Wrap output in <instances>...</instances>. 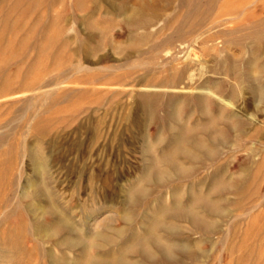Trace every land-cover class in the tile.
I'll return each instance as SVG.
<instances>
[{"label": "rangeland", "instance_id": "rangeland-1", "mask_svg": "<svg viewBox=\"0 0 264 264\" xmlns=\"http://www.w3.org/2000/svg\"><path fill=\"white\" fill-rule=\"evenodd\" d=\"M5 1L0 0V264H95L90 259L96 256L113 264H121V259L131 264H264V92L260 87H264V70H248L249 62H257L256 67L264 64V42L258 47L249 40L244 45L232 42L230 34H246L251 18L244 20L240 13L225 15L242 1L241 10L256 0L218 2L211 17L216 26L211 28L209 23L196 31L210 28L204 34L205 43L194 38L196 33L184 44L177 42L174 48L179 59L164 68L165 46L154 53L149 50L154 38L173 32V16L183 11L176 0L168 7L161 1L159 18L164 22L136 30L138 34L154 32L139 46L128 36L124 17L107 13L109 6L104 1L98 12L91 0ZM113 1L121 8L129 0ZM134 2L129 1L131 6ZM256 2V14H262L261 0ZM221 7L227 8L224 14L217 10ZM91 10L96 11L93 19L100 28L82 21ZM232 18L237 19L230 22ZM83 40H89L92 50L76 54ZM140 47L149 55L132 60L163 70L158 69L151 79L166 78L173 66L192 62L190 78L174 89L146 86L143 71L127 60L130 54L138 55ZM253 53L260 59L255 60ZM80 61L93 70L77 71L73 64ZM203 85L206 88L200 89ZM214 87H218L217 94L211 95L208 91L212 88L214 92ZM150 92L160 94L153 112L141 99ZM175 95L181 99L207 95L210 99L202 109L186 108L180 100L174 111L171 98ZM220 114L223 125L217 123L216 129L228 134L224 143L210 144L199 127ZM226 122L233 127L229 129ZM186 130L218 152L217 156L203 158L193 143L180 140ZM178 147L193 156L183 155ZM34 156L41 161L36 159L37 163ZM169 160L189 175H172ZM154 167L168 172L170 178L157 182ZM137 189L146 197H137ZM208 202H215L218 211L207 210ZM183 208L213 229L204 230L191 218H182ZM63 220L68 230L60 228ZM154 222L173 225L175 230L157 228ZM147 231L172 246L171 256L177 263L159 256L155 246L151 249L158 255L148 263L140 251L132 250L135 239L146 238ZM98 232L105 236L95 235ZM82 238L87 242L80 247L82 240L78 239Z\"/></svg>", "mask_w": 264, "mask_h": 264}, {"label": "bare ground", "instance_id": "bare-ground-1", "mask_svg": "<svg viewBox=\"0 0 264 264\" xmlns=\"http://www.w3.org/2000/svg\"><path fill=\"white\" fill-rule=\"evenodd\" d=\"M7 1V0H6ZM5 1V2H6ZM76 1V0H75ZM92 1V5L95 7V8H97L99 5H100V3H101V1H104V2H106L107 4H108V8H107V11L106 10H104V11H106L107 13H109V14H113V12L114 13H120L123 17H124V19H123V21H122V23L124 24V25H126L128 28H130L129 30H130V32H129V37H131V36H133L136 40H137V45L139 46V45H142L143 43V41L145 40V39H147V38H152L151 37V35H153V33L154 32H151V34L147 31L146 33H143V34H138V32H136V30L137 29H148V28H150V27H153V26H155L156 24L158 25V23H159V21H163V19H160L159 17V12H160V10H161V7H160V4H161V1H163V0H135V2H134V4L131 6V4L129 3V1L128 2H126L125 3V5L124 6H122L121 8L120 7H117L116 6V3L113 1V0H91ZM125 1V0H124ZM172 1L173 0H165L164 2H166L167 4H166V6L168 7V6H170V4L172 3ZM220 1L221 0H176V2H178V4H179V8H180V10H183L182 11V13L180 14V13H175L174 14V20L172 21L173 23H174V29H173V32L171 33V29H170V25H172V23L167 27L169 30H170V33L171 34H169V36H167V37H165V38H162V39H159V37H162V36H158V37H156V38H154L155 39V42L154 43H152V45H151V47H150V50L149 51H151L152 53H154V52H156V50L158 51V49H160L161 47H164L165 48V52H166V56H165V59H163L166 63L165 64H163L162 62V67L164 68L165 66H166V64H171V63H174V62H176L178 59H179V52L177 51H175V48H174V46L176 45V43L177 42H180L181 44H184V43H186V39L187 38H189L190 36H192V35H195L194 33H196V31L197 30H202V28H204V27H206L209 23H211L212 21H211V17H212V14H213V12L215 11V8H216V5H217V3L219 2L220 3ZM257 1V0H256ZM256 1H254V2H252L249 6H247V7H245L243 10H241V8L240 7H242L243 5H244V2L242 1L241 3H240V1H239V3L241 4V6L240 5H238L237 7H235V10H233L232 12H229L228 11V13L227 14H225V15H236V14H241V15H243L244 16V20L246 19V18H248V17H250L251 19H250V22H249V30L247 31V33L246 34H244L243 36H241V37H238V36H236L235 35V32H233V33H231L230 34V39L232 40V42L233 41H237L238 43H240V44H242V45H244V42L245 41H247V40H249L250 41V43H253V44H255L257 47L259 46V45H261V46H263L262 45V43L264 42V16H263V12H264V0H261V2H260V4H261V6H262V8H261V13L262 14H256V9H255V7L257 6V4H258V2H256ZM260 1V0H259ZM14 2V1H13ZM22 2V1H21ZM80 2V1H79ZM103 2V3H104ZM246 2V1H245ZM24 3V2H23ZM83 3V2H82ZM82 3H80V4H82ZM248 3V2H247ZM28 4V3H27ZM102 4V3H101ZM165 4V3H164ZM163 4V5H164ZM75 5H76V2H75ZM3 6V5H2ZM11 6V5H10ZM21 6V5H20ZM23 6V5H22ZM121 6V5H120ZM165 6V7H166ZM217 6H219V5H217ZM8 8V7H7ZM77 8V7H76ZM79 8V7H78ZM254 8V9H253ZM2 9H4V8H2ZM81 9V8H80ZM102 9V8H101ZM106 9V8H105ZM225 9H227V8H220V9H217L218 10V12H220V13H222V11H224L225 12ZM1 10V9H0ZM9 10V9H8ZM7 10V11H8ZM13 10H15V9H13ZM19 10V9H18ZM82 10V9H81ZM6 12V11H5ZM16 12V11H15ZM88 12V11H87ZM95 10H91L90 12H88V14L83 18V22H85V24L87 23L89 26H91V27H93V28H100V25H99V23H97V21L95 22L94 21V14H95ZM97 12H98V8H97ZM130 12V14L129 15H127V13H129ZM217 12V13H218ZM224 12L222 13V14H224ZM226 12H227V10H226ZM1 13V12H0ZM13 13V12H12ZM100 13V12H99ZM98 13V14H99ZM10 14V13H9ZM13 14H15V13H13ZM97 14V13H96ZM2 15V14H1ZM108 15V14H107ZM9 16V15H8ZM219 16V15H218ZM217 16V17H218ZM237 16V15H236ZM243 16H241V17H243ZM3 18V17H2ZM94 18V19H93ZM230 18V17H229ZM234 19H237V18H232L231 19V21L230 22H233V20ZM3 20H4V18H3ZM8 20V19H7ZM77 19L75 18V23L76 22H78V21H76ZM99 20V19H98ZM106 20V19H105ZM114 20V19H113ZM239 20V19H238ZM63 21V20H62ZM66 21V20H65ZM101 21V20H100ZM99 21V22H100ZM110 21V20H109ZM227 20L224 18L223 20H222V22H226ZM22 22V21H21ZM64 22V21H63ZM164 22V21H163ZM216 22H219V21H216ZM5 24L7 23L6 21L4 22ZM9 23V22H8ZM114 23V21H111L110 22V24H113ZM57 24V23H56ZM103 24V23H102ZM163 24V23H162ZM166 24V23H165ZM228 24V23H227ZM121 25V24H120ZM214 25L216 26V23L214 22V23H211V25H210V27L211 28H213L214 27ZM220 25V24H219ZM221 25H223V23H221ZM239 25V22H235L234 21V26L235 27H239L238 26ZM7 26V28L9 27V25H6ZM243 26V25H242ZM165 27V26H164ZM172 27V26H171ZM88 28V27H87ZM207 28V27H206ZM164 29V28H163ZM210 29V28H209ZM209 29H205V31H200L197 35H195V37L194 36H192V37H194V38H196V36H197V39H199V40H201L202 41V43H205V39H204V34H207V32L209 31ZM246 29V28H245ZM128 30V31H129ZM162 30V29H161ZM166 30V29H165ZM3 31L5 32V29H3ZM107 31H109L108 29H107ZM139 31V30H138ZM151 31V30H150ZM168 31V30H167ZM224 31V30H223ZM3 32V33H4ZM44 32V31H43ZM105 31H103L102 33H104ZM140 32V31H139ZM161 32V31H160ZM220 32V31H219ZM225 32V31H224ZM3 33H2V35H3ZM0 34H1V32H0ZM5 34V33H4ZM155 35H157L156 34V32H155ZM158 35H161V33L159 34V32H158ZM99 36V35H98ZM225 36H226V33H225ZM1 37V36H0ZM3 37V36H2ZM46 37H47V35H46ZM155 37V36H154ZM100 38H101V36H100ZM220 37H217L216 38V42L218 41V39H219ZM1 39V38H0ZM190 39H191V37H190ZM48 40H49V38H48ZM150 40V39H149ZM220 40V39H219ZM88 41L89 40H83V41H81V42H79L78 43V46H77V48L75 49V53L76 54H79V53H85V52H87L88 51V53H89V50H90V48H89V44H88ZM129 41V40H128ZM127 41V42H128ZM146 41V40H145ZM224 41V40H223ZM222 41V42H223ZM230 41V40H229ZM231 42V43H232ZM218 43H219V41H218ZM224 43V42H223ZM227 43V42H226ZM145 44V43H144ZM77 45V44H76ZM132 45V44H131ZM136 45V46H137ZM254 45V46H255ZM134 46H135V44H134ZM145 46V45H144ZM219 46H220V43H219ZM251 46V45H250ZM253 46V45H252ZM143 47V46H142ZM136 48V47H135ZM262 48V47H261ZM252 49V48H251ZM250 49V50H251ZM45 50V49H44ZM92 50V49H91ZM91 50H90V52H91ZM256 50V52L257 51H259L260 49H255ZM147 51V50H146ZM154 51V52H153ZM244 51V50H243ZM246 51V50H245ZM245 51H244V53H245ZM159 52L161 53V51L159 50ZM224 52V51H223ZM251 52H254L253 51V49H252V51ZM138 55H135V54H130V55H128V58H127V60H132L134 57H147L149 54V52H145V51H143L142 49H141V47H140V50H138ZM159 53V54H160ZM244 53H242L243 55H244ZM255 53V52H254ZM254 53L252 54L253 56H254ZM264 54V53H263ZM158 55V54H157ZM243 55H241V56H243ZM156 56V55H155ZM162 56V55H161ZM229 56V55H228ZM262 56H264V55H262ZM150 57V56H149ZM255 57V56H254ZM260 57V56H259ZM151 58H154L153 56L152 57H150V59ZM158 58V57H157ZM187 58V57H186ZM257 58V59H256ZM144 59V58H143ZM155 59H156V57H155ZM223 59V58H222ZM240 59V58H239ZM238 59V60H239ZM260 58H258V56H256L255 57V60H259ZM153 60V59H152ZM190 60V59H189ZM237 60V59H236ZM101 61V60H100ZM144 61V60H143ZM217 61V60H216ZM223 61V60H222ZM249 61V60H248ZM132 62H133V64H132V67H136V68H138V69H141L142 71H143V77L145 76L146 78H148L147 80H148V83L147 84H145L146 86H150V87H154V88H172V89H174V88H176L177 86H179L180 84H182L183 82H184V80H185V78L186 77H188V78H190V76H191V72H192V70H193V64H192V62H190V63H188V62H185V64L183 65V66H181V68H178L177 66H173L171 69H170V71H169V76L168 77H166V78H161V77H158V79H156V80H153V79H151L150 78V76H152V75H154L155 76V74H157V73H159V70L161 69V67H160V69L159 68H156V67H151L150 65H148V64H144V63H139V60L138 59H135V60H132ZM145 62V61H144ZM152 62V61H151ZM179 62H181V61H179ZM178 62V63H179ZM224 62V61H223ZM146 63V62H145ZM177 63V62H176ZM226 63V62H225ZM252 64V62H249V65H248V70H251V69H255L256 70V72L257 71H259V70H264V64L263 65H261V66H258V67H256L255 65L253 66V64L254 63H257V62H255L254 61V63ZM152 64H154V63H152ZM157 64V63H156ZM181 64V63H180ZM227 64V63H226ZM74 66V68L78 71H88V70H93V68H91V67H89L88 65H85V63H83V62H79V63H77L76 65L75 64H73ZM172 65V64H171ZM170 65V66H171ZM174 65H175V63H174ZM230 65V64H229ZM232 65V64H231ZM156 66V65H155ZM224 67L226 66V65H223ZM72 67V66H71ZM203 68V67H202ZM230 68H232V66L230 67ZM71 69V68H70ZM105 69H107V68H105ZM109 69V68H108ZM107 69V70H108ZM159 69V70H158ZM235 69H236V66H235ZM98 70H103V68H99ZM225 70H226V68H225ZM237 70H238V68H237ZM161 71H163L162 69H161ZM232 71H234V69H232L230 72L232 73ZM167 72V71H166ZM226 72V71H225ZM237 72V71H236ZM250 72V71H249ZM264 72V71H263ZM214 73H216V72H214ZM228 73V72H227ZM233 73H235V72H233ZM253 73H255L254 71H253ZM236 74V73H235ZM251 74V73H250ZM168 75V74H167ZM233 76H234V74H232ZM153 76V77H154ZM251 76H253V75H251ZM144 77V78H145ZM143 78V79H144ZM250 78V77H249ZM254 78V77H253ZM252 79V78H251ZM255 79H258V78H255ZM141 81V80H140ZM256 81V82H255ZM205 82V81H204ZM208 82V81H207ZM254 82L255 83H257V80H254ZM253 82V83H254ZM258 82H259V80H258ZM252 83V84H253ZM203 84H206V82L205 83H203ZM222 84L223 83H221V86H222ZM251 84V85H252ZM259 84V83H258ZM251 85H250V87H251ZM207 86V85H206ZM249 86V85H248ZM255 86H258V85H255ZM260 86V85H259ZM42 87V86H41ZM190 86H188V88H189ZM202 87V88H201ZM200 87V89H205L206 87H205V85H203V86H201ZM223 87V86H222ZM233 87V86H232ZM261 88H263V92H264V87H262V86H260ZM197 88V87H196ZM208 89V88H207ZM214 89H215V87H214ZM218 89V87H216V89L214 90V92H213V90H212V88H211V90H209L208 92L211 94V95H216L217 93H215V91ZM254 89V88H253ZM257 89V88H256ZM161 90V89H160ZM164 90V89H163ZM199 90V89H198ZM222 90V89H221ZM230 90V89H229ZM233 90H234V93L235 94H237L236 92H235V88H233ZM233 90H232V92H230L231 94L233 93ZM252 90V89H251ZM260 90V89H259ZM262 90V89H261ZM260 90V92H262ZM159 91V90H158ZM200 91H202V90H200ZM204 91V90H203ZM256 91V90H255ZM219 92V91H218ZM259 92V91H258ZM258 92H256L257 94H259V96H260V93H258ZM50 92H48V94H49ZM253 93H255V92H253ZM256 94V95H257ZM209 95V94H208ZM261 95H263L262 93H261ZM173 96V95H172ZM178 96V95H177ZM160 97V94H158V93H144V94H142L141 95V99H142V103H143V105L145 106V107H149V108H151V112H153L152 111V109H153V107H154V104H155V102H156V100L158 99ZM235 97V96H234ZM258 97V96H257ZM172 100H173V108H174V106H175V110L174 111H176V108L178 107L177 105L179 104V102H180V100H183L184 102H185V105H186V108L187 107H191L192 105H195V106H197V107H199V108H203L204 107V104L206 103V101H208L209 99H210V97L209 96H207V95H196V96H186V97H183V99H181V98H179V96L178 97H176V95L173 97V98H171ZM221 99V98H220ZM225 101V100H224ZM262 101V100H261ZM263 101H264V96H263ZM263 103V102H262ZM158 104V103H157ZM230 104V103H229ZM228 104V105H229ZM142 105V104H141ZM180 106V105H179ZM210 106V105H209ZM179 109H180V107H179ZM184 110H185V108H184ZM196 110H197V108H196ZM148 111V110H147ZM173 112V111H172ZM148 113H149V111H148ZM175 113V112H174ZM177 113H180V112H177ZM185 113V112H184ZM196 113V112H195ZM206 114V113H205ZM219 115V114H218ZM147 116H148V114H147ZM180 118V117H179ZM151 119V118H150ZM224 119V118H223ZM223 119H222V116H221V114H220V117H214V118H212V119H210L209 121H208V123H206L205 125H202L201 127H199L200 128V130H203V132H205L206 133V137H208L207 139H209L210 141H211V143L210 144H212V142H218V143H224L225 142V136L228 134H226L225 135V133L223 132V131H220V130H217L216 129V125H217V123H219L220 121H223ZM181 120V119H180ZM224 123V122H223ZM227 123V125H228V127H229V129L231 128V127H233V126H231L230 127V123L229 122H226ZM231 123H232V125L234 124L232 121H231ZM220 124V123H219ZM220 125H223V124H220ZM236 125V124H235ZM225 126V125H224ZM244 126V125H243ZM225 127H227V126H225ZM193 129V128H192ZM191 129V130H192ZM236 129V128H235ZM228 130V129H227ZM199 132H202V131H199ZM228 132V131H227ZM230 132V131H229ZM192 132L191 131H188V130H186V131H183V132H181V134H180V140H184V141H188V142H191V143H193V145L195 146V148L198 150V152L200 153V154H202V157L204 158V157H206V156H208L209 158H211V159H213V158H215L216 156H217V154H218V152H216V151H214V150H209L208 148H207V146L205 145V144H203L202 143V141H200L199 139H197V138H195L192 134H191ZM205 137V136H204ZM208 140V141H209ZM163 142V141H162ZM191 145V144H190ZM210 146V145H209ZM37 147V146H36ZM190 147V146H189ZM192 147V146H191ZM195 148H192V149H195ZM37 149V148H36ZM41 149V148H40ZM217 149V148H216ZM155 150V149H154ZM178 150L183 154V155H186V156H189V157H192L193 155H192V153H191V151L189 152V150H185V149H182V148H179L178 147ZM38 151V150H37ZM33 152V151H32ZM40 152V151H39ZM42 152V151H41ZM34 153V152H33ZM38 153V152H37ZM176 154V153H175ZM199 154V155H200ZM181 155V154H180ZM35 157V161L37 162V160L38 159H40L39 158V156H38V159H37V156H34ZM42 157H44L43 155L41 156V158ZM150 157V156H149ZM154 158V157H153ZM160 158H161V156H160ZM37 159V160H36ZM155 159V158H154ZM159 159V158H158ZM163 159V158H162ZM33 160V159H32ZM42 160H44V159H42ZM174 160V159H173ZM173 160H169V164H170V167H171V169H172V171H173V173H172V175H175V176H177V178L178 177H186L187 175H189V171L187 170V169H185V168H183L182 166H180V165H178L176 162H174ZM40 161H41V159H40ZM39 160H38V162H40ZM151 161V160H150ZM157 161V160H156ZM161 161H163L164 162V160H161ZM37 162V163H38ZM43 162V161H42ZM158 162V161H157ZM161 163V162H160ZM194 163H196V162H194ZM199 163V162H198ZM43 164V163H42ZM41 163H40V165H41V167L43 166ZM45 165H46V161H45V163H44ZM150 164V163H149ZM148 164V165H149ZM156 164H159V162L158 163H156ZM201 164V163H200ZM149 166H151V165H149ZM160 166V165H159ZM162 166V165H161ZM160 166V167H161ZM251 166V165H250ZM148 167V166H147ZM221 167V166H220ZM44 168V167H43ZM219 168V167H218ZM217 168V169H218ZM251 168V167H250ZM162 169V168H161ZM161 169H157V167H154V176H155V180L157 181V182H165V180H168L170 177L168 176L169 175V173L168 172H166V171H164V170H161ZM216 169V170H217ZM143 170H144V168H143ZM219 170V169H218ZM250 170V169H249ZM251 171V170H250ZM215 172V171H214ZM250 173V172H249ZM252 173V172H251ZM250 173V174H251ZM145 174V173H144ZM249 174V175H250ZM148 175V174H147ZM248 175V176H249ZM144 176V175H143ZM153 176V175H152ZM145 177H146V175H145ZM149 178V177H148ZM224 178V177H223ZM247 178V177H246ZM245 178V179H246ZM173 179V178H172ZM229 179V178H228ZM236 179V178H235ZM241 180V178H238L237 180ZM248 179V178H247ZM227 180V179H226ZM232 180V179H231ZM144 181V180H143ZM153 181V180H152ZM169 181H171V180H169ZM233 181V180H232ZM242 181V180H241ZM246 182H249V181H247V180H245ZM238 182V181H237ZM240 182V181H239ZM153 183H155L154 181H153ZM226 183H228V182H226ZM241 183H243V181L241 182ZM251 183V182H250ZM157 184V183H156ZM237 184V183H236ZM239 184L240 183H238V186H239ZM247 184V183H246ZM233 185V184H232ZM237 186V185H236ZM238 186H237V188H238ZM242 186V185H241ZM42 187V186H41ZM134 187V186H133ZM137 187V186H136ZM216 187V186H215ZM223 187H225V186H223ZM244 186H242V188H243ZM248 187V186H247ZM246 187V188H247ZM217 188V187H216ZM218 189V188H217ZM216 189V190H217ZM233 190V189H232ZM231 190V191H232ZM237 189H235L234 191H236ZM240 191H242L241 190V187H240V189H239ZM239 190H237V191H239ZM247 190H249L248 188H247ZM36 191V190H35ZM134 191V190H133ZM230 191V190H229ZM250 191L251 190H249V193H250ZM41 192H43L42 190H41ZM146 192V191H145ZM252 192V191H251ZM24 194V193H23ZM39 194V193H38ZM49 194H51V193H49ZM137 197H143L145 194H144V192H142V191H139L138 189L135 191V193H134ZM253 194V193H252ZM26 195V194H25ZM245 195V194H244ZM246 195H248L249 196V194L248 193H246ZM245 195V196H246ZM42 196V195H41ZM239 196H241V195H239ZM251 196V195H250ZM249 196V197H250ZM131 197V196H130ZM130 197H128V198H130ZM134 197V196H133ZM144 197H146V196H144ZM166 198V197H165ZM196 198V197H195ZM205 198V197H204ZM203 198V199H204ZM247 198V197H246ZM138 200H139V198H137ZM137 199H135V200H137ZM202 199V200H203ZM205 199H207V198H205ZM245 199V198H244ZM113 200V199H112ZM143 200H144V198H143ZM193 200H194V198H193ZM239 200V199H238ZM243 200V199H242ZM246 200V199H245ZM203 201H205V200H203ZM208 201V200H207ZM194 202V201H193ZM206 202V201H205ZM210 202V201H209ZM209 202H208V204L206 203L205 205H207V210L209 209L210 211H218V207H217V204L215 205V202H213L214 204H209ZM212 202V201H211ZM235 202H237V201H235ZM143 203V202H142ZM197 203V202H196ZM237 203H239V201L237 202ZM127 204V203H126ZM134 204V203H133ZM198 204V203H197ZM200 204V203H199ZM194 205H196L195 203H194ZM203 205V204H202ZM130 207V206H129ZM181 207V206H180ZM205 208V207H204ZM95 211V210H94ZM146 211H147V209H146ZM163 211V210H162ZM170 211V210H169ZM192 211V210H191ZM191 211H186V210H184V208H183V210H181L180 211V215H182L183 217L182 218H184V216H186L187 218H191V221H193V223L195 224V225H197L198 227H201V228H203L204 230H207V231H209V230H212L213 229V226L212 225H210V223H208V222H204L203 220H201L200 218H198L197 216H196V214H193ZM194 211V210H193ZM128 212V211H127ZM126 213V212H125ZM139 213H140V211H139ZM149 213V212H148ZM162 213V212H161ZM164 213V212H163ZM127 214V213H126ZM218 214V213H217ZM130 215V214H129ZM180 215H179V217H180ZM131 216H132V213H131ZM138 216H139V214H138ZM199 216V215H198ZM87 217V216H86ZM135 217V216H134ZM145 217V216H144ZM174 217H176V216H174ZM174 217H172V218H174ZM186 218V219H187ZM185 219V218H184ZM117 220V219H116ZM162 220V219H161ZM218 220V219H217ZM60 221V220H59ZM113 221H115V220H113ZM113 221H111V222H113ZM151 221V220H150ZM156 221H157V219H156ZM163 221V220H162ZM109 222H110V219H109ZM126 222H127V220H126ZM133 222V221H132ZM148 221H146L145 223H147ZM177 222V221H176ZM60 223V222H59ZM58 223V224H59ZM128 223V222H127ZM155 223V222H154ZM38 225V224H37ZM60 225V228L63 226V228L66 230H68L69 228L67 227L66 228V226H67V223H66V221H61V223L59 224ZM108 225V224H107ZM147 225H149V224H147ZM155 225L157 226V228L160 226V228L162 229V227L161 226H163V228L164 229H166L167 231H174L175 230V227L173 226V225H167V226H164L163 225V223L162 222H157V223H155ZM33 226V225H32ZM104 226V225H103ZM152 226V225H151ZM177 226V225H176ZM34 227V226H33ZM100 227V226H99ZM149 227V226H148ZM32 228V227H31ZM36 228L37 227H35V229H34V231L36 230ZM101 228V227H100ZM108 228L109 229H111L112 227H109L108 226ZM153 228V227H152ZM200 228V229H201ZM108 229V230H109ZM153 229H155V228H153ZM181 229V228H180ZM95 230H97L96 228H95ZM177 230V229H176ZM32 231H33V229H32ZM34 231H33V233H34ZM89 231V230H88ZM105 231V230H104ZM112 231V233H113V230H111ZM123 231V230H122ZM155 231V230H154ZM153 230H152V233L154 232ZM162 231H164V230H162ZM97 232V231H96ZM124 232V231H123ZM212 232V231H211ZM147 233H148V231H147ZM151 232H149L148 233V236L146 237V238H144V239H142V238H140V236H139V238L137 237V235L135 236V238L137 237L138 239L136 240L135 239V244H134V246H133V248H132V250L134 251V249H136V251H140L142 254H143V256L145 257V259L147 260L146 262L148 263V261H152V260H154L155 258H156V255H158V254H155L154 252H153V250L151 249V246H155L157 249H159V251H160V254H159V256H161L163 259H165V260H167V261H170V262H174V263H177V261L175 260V258H173L172 256H171V254L173 253H171V251H172V246L170 247V246H166V245H164L162 242H160V240L158 239V238H156L154 235H152V234H150ZM91 234V233H90ZM118 233L116 232V235H117ZM120 234V233H119ZM92 235H93V233H92ZM95 235H98V236H102V235H104V233L103 234H101V232H100V234H99V232H98V234H95ZM121 236H122V234H120ZM139 235H141V233L139 234ZM70 236H72V235H70ZM79 236V235H78ZM105 236V235H104ZM103 236V238H105ZM107 236V235H106ZM109 236V235H108ZM142 236H144L143 234H142ZM75 237H77V236H75ZM80 237H82V236H80ZM79 237V238H80ZM69 238V237H68ZM73 238H74V236H73ZM78 238V237H77ZM111 238V237H110ZM74 239H76V238H74ZM93 239V238H92ZM71 240H72V237H71ZM78 240H80V242H81V240H82V242L81 243H79L80 245H82V246H80V247H83V244L84 243H86L87 241L84 239V241H83V238L82 239H78ZM77 240V241H78ZM101 240H103V239H101ZM70 241V240H69ZM209 241V240H208ZM73 242V241H72ZM71 242V243H72ZM92 242V241H91ZM77 243V245L79 246V244ZM83 243V244H82ZM70 244V243H69ZM75 244V243H74ZM74 244H73V246H74ZM71 245V244H70ZM76 245V244H75ZM76 245V246H77ZM72 245H71V247H73ZM75 247V246H74ZM177 247H179V245L177 246ZM176 249V248H175ZM174 249V250H175ZM177 250V249H176ZM157 253V252H156ZM178 253V252H177ZM140 254V253H139ZM185 255V254H184ZM7 258V257H6ZM91 258V257H90ZM99 258V259H98ZM97 258V256L96 257H94V258H91L90 259V261L92 262V263H95V264H113L112 262H109V261H102L101 259H100V257H98ZM143 258V257H142ZM118 260V259H117ZM120 262H121V264H131L130 263V261H126V260H123V259H121V260H119ZM54 262V261H53ZM57 262V261H56ZM84 262V261H83ZM116 262V261H115ZM164 262V261H163ZM8 263V262H7ZM59 263V262H58ZM61 263V262H60ZM85 263V262H84ZM80 264H82V263H80ZM86 264V263H85ZM151 264V263H150Z\"/></svg>", "mask_w": 264, "mask_h": 264}]
</instances>
